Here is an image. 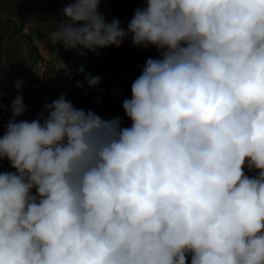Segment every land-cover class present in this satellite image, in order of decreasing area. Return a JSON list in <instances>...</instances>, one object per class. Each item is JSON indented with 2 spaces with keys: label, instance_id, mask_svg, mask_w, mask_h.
I'll return each instance as SVG.
<instances>
[{
  "label": "clouds",
  "instance_id": "1",
  "mask_svg": "<svg viewBox=\"0 0 264 264\" xmlns=\"http://www.w3.org/2000/svg\"><path fill=\"white\" fill-rule=\"evenodd\" d=\"M102 2L68 0L49 43L83 57L130 39L159 58L122 101L130 127L64 95L18 120L16 81L0 264H264V0H141L126 29Z\"/></svg>",
  "mask_w": 264,
  "mask_h": 264
},
{
  "label": "trees",
  "instance_id": "2",
  "mask_svg": "<svg viewBox=\"0 0 264 264\" xmlns=\"http://www.w3.org/2000/svg\"><path fill=\"white\" fill-rule=\"evenodd\" d=\"M68 0H0V79H2L3 111H0V134L6 130L12 117L9 105L15 99L16 81H22V95L27 112L17 118L28 120L41 116L46 104L64 95L78 109L92 111L104 120L121 118L122 127H130L131 121L125 116L122 101L131 97V85L141 74L147 58H159L154 47L136 48L130 39L121 47L99 49L96 53L120 65L113 72L95 71L85 74L100 76L96 87H89L85 75L78 70L56 66L45 58L36 46L35 39L48 41L49 35L56 30L61 20V10ZM141 0H108L102 2L99 11L107 22L121 21L127 27L135 9L143 7ZM28 27L25 34L24 27ZM58 46H63L58 44ZM83 87L78 88L77 82ZM0 171H13L7 160L3 161ZM35 194V189H33Z\"/></svg>",
  "mask_w": 264,
  "mask_h": 264
},
{
  "label": "rangeland",
  "instance_id": "3",
  "mask_svg": "<svg viewBox=\"0 0 264 264\" xmlns=\"http://www.w3.org/2000/svg\"><path fill=\"white\" fill-rule=\"evenodd\" d=\"M108 0H105L107 4ZM36 46L41 54L50 60L56 66L64 67L70 70H78L79 67L83 66L85 71L95 72V71H107L113 72L119 69L120 65L116 62L110 61L108 58L91 54L89 56L80 57L74 50H65L63 46L56 45L53 47L49 45L46 41H40L35 39ZM246 174L249 176L254 175V172H248L245 169ZM190 264V262H189Z\"/></svg>",
  "mask_w": 264,
  "mask_h": 264
}]
</instances>
